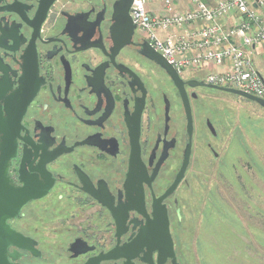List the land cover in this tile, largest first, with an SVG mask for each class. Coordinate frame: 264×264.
<instances>
[{"label":"flooded vegetation","instance_id":"af4514ba","mask_svg":"<svg viewBox=\"0 0 264 264\" xmlns=\"http://www.w3.org/2000/svg\"><path fill=\"white\" fill-rule=\"evenodd\" d=\"M121 2L0 0V179L21 202L7 219L16 264H196L202 196L223 182L261 210L249 146L261 122L244 107L264 106L202 74L177 71L176 83L137 27L125 42ZM237 229L262 262L264 242Z\"/></svg>","mask_w":264,"mask_h":264},{"label":"built area","instance_id":"2783aa9c","mask_svg":"<svg viewBox=\"0 0 264 264\" xmlns=\"http://www.w3.org/2000/svg\"><path fill=\"white\" fill-rule=\"evenodd\" d=\"M181 2L134 0L130 15L179 73L206 69L209 83L264 98V75L254 59L264 52V0H191L188 8Z\"/></svg>","mask_w":264,"mask_h":264},{"label":"rangeland","instance_id":"374dc122","mask_svg":"<svg viewBox=\"0 0 264 264\" xmlns=\"http://www.w3.org/2000/svg\"><path fill=\"white\" fill-rule=\"evenodd\" d=\"M136 34L139 35V31ZM182 74L186 77L192 74H202L206 78L207 70L196 68ZM244 109L247 110L248 115L261 122L257 130L258 137H262L261 144H249L253 150L254 148L257 150L262 164V179L258 180L254 187L257 193L262 196L261 210L257 209L258 202L254 205V201H243L239 198L236 188H229L228 184L223 182L219 186L218 196L212 198L206 195L202 196L206 206L204 212L200 213L197 218L196 228L193 229L194 232L189 241L188 256L189 258L195 257L196 264H264V259L262 262L256 263L255 249L249 248L251 242L247 248L242 244V242L248 243L251 240L248 236L238 233L239 229H237H251L253 235H255V231L257 237L264 242V110H253L248 105ZM258 137H256L257 140L254 139L257 143L260 141ZM247 187L249 188L250 184L247 183ZM210 207L214 209L211 213ZM224 230H233L232 235L230 234L228 237V240H232L234 245L230 248V256L223 244L227 239ZM245 252L248 256L244 254Z\"/></svg>","mask_w":264,"mask_h":264},{"label":"water","instance_id":"95a60500","mask_svg":"<svg viewBox=\"0 0 264 264\" xmlns=\"http://www.w3.org/2000/svg\"><path fill=\"white\" fill-rule=\"evenodd\" d=\"M134 0H125V2H121L116 6V15L117 18L116 26L121 29L124 25V22L121 19L125 18L127 31L125 42H129L135 33L136 25L133 23V20L129 14L130 7L132 6ZM257 6V4H254ZM143 52L157 62L160 66L165 68L167 72L173 77L176 83L178 82L177 70L167 61V59L159 52L154 50V48L150 45L148 41L144 42ZM230 92H234L237 94H241L247 98L255 100L259 102L262 106H264V98L258 97L254 94L245 92L243 90L232 88V87H222ZM20 201L16 196V191L8 184V180L3 177V180L0 179V264H16L9 259L8 255V247L10 244H17V241L21 237L20 234L14 230L8 223L7 219L16 215L19 207ZM166 220L167 228L165 229L166 233V246H163L161 249L166 257L174 256V246L173 240L170 233V228H168V217L167 214L164 213L161 216V219ZM13 255V254H11Z\"/></svg>","mask_w":264,"mask_h":264},{"label":"crops","instance_id":"0c3cea01","mask_svg":"<svg viewBox=\"0 0 264 264\" xmlns=\"http://www.w3.org/2000/svg\"><path fill=\"white\" fill-rule=\"evenodd\" d=\"M191 5H192L191 0H183V2L180 3L181 8H188ZM254 59L257 68L264 75V52L261 50H258V52L256 51L254 55Z\"/></svg>","mask_w":264,"mask_h":264}]
</instances>
